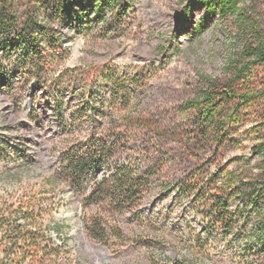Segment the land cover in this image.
<instances>
[{"label": "rangeland", "instance_id": "rangeland-1", "mask_svg": "<svg viewBox=\"0 0 264 264\" xmlns=\"http://www.w3.org/2000/svg\"><path fill=\"white\" fill-rule=\"evenodd\" d=\"M8 4L16 22L0 34V217L60 248L34 264H264V64L243 61L264 32V0H235L236 12L190 0ZM207 78L224 94L209 128L188 105ZM79 155L97 162L82 183L67 172V157ZM122 168L140 185L138 201L86 207ZM229 176L235 224L225 230L206 223L212 208L197 195ZM96 213L124 239L92 241ZM53 222L60 234H47ZM9 251L0 230V264H11Z\"/></svg>", "mask_w": 264, "mask_h": 264}, {"label": "trees", "instance_id": "trees-1", "mask_svg": "<svg viewBox=\"0 0 264 264\" xmlns=\"http://www.w3.org/2000/svg\"><path fill=\"white\" fill-rule=\"evenodd\" d=\"M0 4V34L7 33L15 26L16 18L12 13V8L8 4L9 0H1ZM111 0H93V5L97 8H101L103 5L110 4ZM196 1L200 4L207 5L208 7L213 6L218 3L221 8L229 11L235 10V0H190ZM240 24L244 26V29L250 27L249 23L240 19ZM247 60V65H263L264 64V32H258L257 37L252 45L246 48V54L243 57V61ZM209 84L208 90L202 91L197 99L188 102L190 107L196 108L200 112V124L209 128L215 123V118L221 115V105L220 102L224 98L222 92H218V88L214 86V83L210 78H207ZM241 104L248 105V95L242 96L240 98ZM223 120L216 127L217 132L223 131L221 126H223ZM217 141L222 143V138H218ZM256 151L259 154L264 153V144L256 146ZM107 150H104L101 155H106ZM69 166L67 167V172L72 177L75 182H84L87 179V172L89 168L96 166L97 162L90 160L85 155H79L76 157L68 156ZM89 163V164H87ZM261 176L259 178V185L264 191V165L260 170ZM229 181L220 188H215V190L207 189L203 192L199 189L198 197L199 203L202 206L211 205L212 213L208 218H206V223L209 226H219L225 230H231L233 228L234 220L231 216L227 214V203L228 200L233 196L234 191H236L235 182L233 178L229 176ZM115 184L110 189L105 187L106 180L104 179L102 183L98 184L97 189L91 194L90 198L85 199V206L88 207L92 203L99 201L102 197H109L113 200L120 208H123L126 204H133L138 201L141 194L140 185L137 181L132 178V174L122 168L118 171L114 178ZM251 186L249 189H251ZM213 191V192H212ZM119 197V198H118ZM24 219L29 225H36V220L33 214H24ZM27 226H19L11 221L9 218L0 217V230L2 232V241L7 242L10 246V251L5 255V258L11 264H24V263H44V259L56 258L58 254L54 248H49L48 244L43 247L39 242V234L32 232ZM50 230L54 234H60L62 228L58 226L55 222L51 224L48 228L47 234ZM87 236L92 240L100 244H106L110 241L111 237H117L120 241L124 239L121 231H116L115 229L109 228V226L104 221V218L99 213L92 215L86 224ZM50 239L47 238V241ZM264 250V242H263ZM151 264H167L162 262H155L154 260ZM183 264H191L187 261Z\"/></svg>", "mask_w": 264, "mask_h": 264}]
</instances>
